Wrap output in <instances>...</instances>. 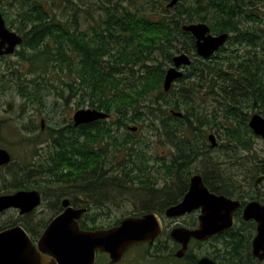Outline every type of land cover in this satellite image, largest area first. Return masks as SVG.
<instances>
[{
	"label": "trees",
	"instance_id": "obj_1",
	"mask_svg": "<svg viewBox=\"0 0 264 264\" xmlns=\"http://www.w3.org/2000/svg\"><path fill=\"white\" fill-rule=\"evenodd\" d=\"M79 1L0 0L6 20L5 6L17 3L15 29L24 38L9 79L21 80L20 92L30 99L47 88L56 89L66 102L73 92L80 89L78 95L82 94L85 83L84 103L117 119L69 124L55 131V150L44 156L34 150L31 157L39 155V160L18 162L19 166L13 159L0 167L6 170L0 174V194L39 189L45 199L48 184L70 182L66 193L54 187L59 189L50 194L53 208L61 197L71 196L88 207L87 216L96 225L100 212L122 200L140 202L138 209L146 210L161 198L156 188H188L197 171L207 180L212 177V188L213 180L220 182L222 169L234 176L227 188L257 178L264 158L254 153L257 136L248 125L247 110L264 115V0H180L173 7H168L171 0H90L88 5ZM146 2L154 7L147 10ZM82 9L93 21L85 29L78 14ZM192 22L208 23L215 34L229 33L230 47L222 46L206 60L194 58L179 80L182 84L165 91L173 56L195 55V40L183 30ZM24 64L31 69L19 74ZM54 72L71 79L65 76L63 86H56L50 78ZM28 76H33V87H28ZM67 89L69 98L64 95ZM130 122H141L139 130L149 128L153 138L133 139L132 131L119 138L116 128H127ZM209 129L222 137L220 152L214 155L209 154ZM162 142L170 148L168 160H160L153 151L155 143ZM47 221H39L41 229Z\"/></svg>",
	"mask_w": 264,
	"mask_h": 264
},
{
	"label": "water",
	"instance_id": "obj_2",
	"mask_svg": "<svg viewBox=\"0 0 264 264\" xmlns=\"http://www.w3.org/2000/svg\"><path fill=\"white\" fill-rule=\"evenodd\" d=\"M180 0H171L168 7H173ZM185 31L191 32L196 39V50L203 58L211 57L228 38L229 33L213 34L205 22H193L183 25ZM23 37L10 29L0 10V55L12 54ZM191 57L180 53L173 57V65L166 71L163 87L171 89L175 80L184 75L181 67L190 65ZM181 116V112H174ZM110 114L96 108H81L74 115L75 126L91 123L99 119H107ZM249 126L256 135L264 138V116L256 113L249 120ZM136 130L137 127H131ZM212 147L218 146L214 133L209 135ZM11 153L0 148V166L10 163ZM261 178L257 182H260ZM190 190L184 200L169 209V213H183L200 202L210 203L216 210L214 221L202 219L198 230L192 231L195 236L217 233L233 224L232 211L238 207V201L225 196L212 194L207 189L203 176L194 174L190 179ZM209 201V202H208ZM42 203V193L37 189H21L13 193L0 194V213L8 208H19L22 213L30 212ZM64 210L57 215L42 233L38 244H35L27 231L20 225L0 231V264H95L98 251L110 253L113 260L122 257L126 249L137 242L152 239L161 230L156 214L149 213L140 217H125L118 225L96 230H83L79 219L88 210L87 207L75 208L68 198L63 199ZM214 208V209H213ZM223 211L222 213H219ZM229 212V213H228ZM245 218L258 221V233L253 240V252L264 258V205L257 201L250 202L245 210ZM1 227V225H0Z\"/></svg>",
	"mask_w": 264,
	"mask_h": 264
},
{
	"label": "flooded vegetation",
	"instance_id": "obj_3",
	"mask_svg": "<svg viewBox=\"0 0 264 264\" xmlns=\"http://www.w3.org/2000/svg\"><path fill=\"white\" fill-rule=\"evenodd\" d=\"M194 40L196 46V39L194 38ZM177 54L180 53H176L175 55ZM194 54L195 55H192V57L199 58L196 55V50ZM172 65L173 58L169 61V67ZM186 68L187 66L184 65L181 67L184 74ZM179 80L180 78L175 80L172 87L180 85L177 84V82L182 84ZM71 124L75 126L74 122ZM138 130L139 128L135 131L133 130V132H138ZM209 135L210 134H208V143L211 146ZM219 144L220 143H218L216 147L211 146V148L217 150ZM162 159L166 160L167 158L164 156ZM259 165L261 166V173L257 178L253 180H240L242 185L237 186L238 188H227L230 186L225 185L220 178H217L220 181L219 183L213 180L214 188H212V185L208 183V180L212 182L210 180L212 177L209 176L207 180L201 171L194 172L190 176L191 179L194 174H201L210 193L218 196H225L232 201L239 202L238 207L232 211L233 224L231 227H226L217 233L210 232L202 237L192 235L191 232L200 228L203 222L202 219L209 220V222L214 221L217 211L211 209L210 203L200 202L183 213H169L171 207L180 204L184 200L186 194L190 190L189 186L188 188H156V192H160L159 196H161L159 201L154 203L151 202L149 205L147 204L146 210H139L138 206H136L131 212L121 217L117 223L106 225L96 223V225H93L91 218L87 216L88 211H86L79 219L80 228L83 230L109 228L118 225L125 217H140L149 213L157 215L161 226L158 235L152 239L130 245L123 253L122 257L115 261L110 253L98 251L95 264H264V258L261 259L253 252V240L258 233V221L255 218H245V210L250 202L257 201L261 205H264V161H260ZM259 178H261V181L257 182ZM41 193L43 203L44 194L42 191ZM65 198H68L70 200V205L75 208L86 207L73 202L71 196H63L61 197V201L56 203V207L58 208L55 209L52 207L54 217L42 229L39 220L35 219L36 209L39 206L25 213H22L19 208H8L2 211L0 216L6 212L12 211L16 217L10 216L4 219L5 221L10 220L7 226L3 224L4 220L1 219L0 231L20 225L27 231L33 242L38 244L48 224L57 215L63 212V199ZM54 210L59 211L55 212ZM222 212L223 211H220L219 213ZM263 252L264 250H261V253Z\"/></svg>",
	"mask_w": 264,
	"mask_h": 264
},
{
	"label": "rangeland",
	"instance_id": "obj_4",
	"mask_svg": "<svg viewBox=\"0 0 264 264\" xmlns=\"http://www.w3.org/2000/svg\"><path fill=\"white\" fill-rule=\"evenodd\" d=\"M12 1V0H11ZM61 1V0H58ZM78 3H81L79 0H74ZM90 0H85V4L88 5ZM143 6H146V9L153 8L151 4L144 3ZM6 15L8 16L7 23L10 27H17V12L19 8L17 7V3L13 5H6ZM85 8V7H84ZM155 9H161L157 6ZM61 10L59 9V12ZM62 12V11H61ZM69 9L66 10V16L70 15ZM80 15V21L82 23L83 29L87 28L90 23H92V19L86 14V9H82L78 12ZM15 21L10 24L9 19H14ZM16 30V29H15ZM228 46V44H226ZM230 47V46H228ZM22 49V46L19 47ZM234 49H236L234 47ZM240 51H243L241 49ZM229 50H226V54ZM19 60V55L17 52L14 54L6 55L2 59H0V148L8 149L14 161L20 166L18 162L26 161V160H39L40 156H44L51 151L55 150L54 143L52 142L53 139L51 135L55 131H60L61 128L67 127L69 124L74 122L73 115L74 113L80 108H88L90 105L88 101L84 103V92L86 88V84L84 83L82 94H79V90L73 92L70 96L68 102L65 98H62L58 93H56V89H45L39 93L38 89L37 96H33L31 99L27 96H24L20 92V86L22 84L21 80H10L12 70L15 66H17V61ZM202 66V65H201ZM169 67V64L167 65ZM25 73H28V70L31 69L30 64H24L20 67ZM67 76V73L59 75V73H51L50 78L54 79V83L56 86L62 87V79L63 77ZM72 77V76H71ZM33 76H28L27 84L28 87L34 85L35 82L32 83L31 79ZM177 84H181L177 82ZM205 86V85H203ZM36 89V90H37ZM58 89V88H57ZM30 92H35L32 89H29ZM204 93V92H202ZM65 97L69 98V91L68 89L64 92ZM205 97V93L203 94ZM41 97V99H39ZM87 98V97H86ZM209 105H212L209 103ZM260 113L257 109L250 108L247 110V116L250 119L252 114ZM117 119V116L114 114L111 115L110 121ZM249 123V120H248ZM128 125H136L140 126L141 122H130ZM116 128V127H115ZM130 131L128 128L123 126H118L116 128V134L119 138H124L127 136V132ZM214 133L217 136L218 142H222V137H219L218 132L215 129H209L208 134ZM207 134V135H208ZM153 138V132L149 128H140L138 132L133 134V139H144L149 140ZM45 140V141H44ZM156 142V141H155ZM34 150H37L39 155H34L31 157V154ZM218 150V149H217ZM211 150L209 154L214 155L219 151ZM253 150L256 155L264 158V139L262 137H254L253 138ZM153 151L155 156L159 157L160 160L166 156L167 160L169 159L170 148L165 143L157 144L153 147ZM111 158V157H110ZM112 159V158H111ZM198 166V165H195ZM109 166H106L108 168ZM6 170H1L0 174H4ZM217 178H220L225 185H230L233 180L234 176H232V172L229 169H222L218 172ZM0 180H2L0 178ZM70 182L67 183H52L48 184V189H46L47 195L43 200V203L36 209L35 219L37 220H50L54 217L53 212V203L51 195L52 192L59 188L54 187H61L60 192L66 193L69 190ZM140 205V202L134 203L132 201H125L122 200L119 206H115L111 209H105L104 211L100 212L97 216V220L100 224H111L117 218H121L124 215L131 212L136 206ZM10 216L16 217V215L11 212H6L0 216L1 219H7ZM47 221V222H48Z\"/></svg>",
	"mask_w": 264,
	"mask_h": 264
},
{
	"label": "bare ground",
	"instance_id": "obj_5",
	"mask_svg": "<svg viewBox=\"0 0 264 264\" xmlns=\"http://www.w3.org/2000/svg\"><path fill=\"white\" fill-rule=\"evenodd\" d=\"M259 114H261V113H259ZM261 115H263V114H261ZM264 116V115H263Z\"/></svg>",
	"mask_w": 264,
	"mask_h": 264
}]
</instances>
